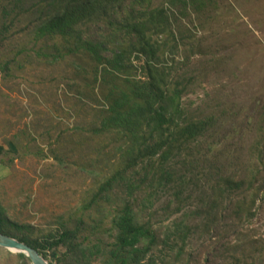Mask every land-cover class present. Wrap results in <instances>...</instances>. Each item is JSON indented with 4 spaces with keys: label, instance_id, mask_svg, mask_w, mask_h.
<instances>
[{
    "label": "rangeland",
    "instance_id": "rangeland-1",
    "mask_svg": "<svg viewBox=\"0 0 264 264\" xmlns=\"http://www.w3.org/2000/svg\"><path fill=\"white\" fill-rule=\"evenodd\" d=\"M196 1L182 13L172 9V28L182 40L161 61L185 86L187 119L208 126L172 159L168 186L145 185L132 201L159 239L180 220L192 228L182 264H264L257 244L264 243V0ZM165 3L151 0V7ZM85 31L92 40L109 33L103 24ZM15 47L2 48L0 60ZM69 75L67 62L35 57H19L7 75L0 73V225L18 238L44 239L79 222L102 223L105 230L126 197L115 189L109 202L88 205L125 159L118 138L98 132L101 103L78 93ZM253 175L262 191L248 220L239 207L249 193L230 191L225 182ZM251 242L257 243L249 249ZM16 255L0 248V264H20Z\"/></svg>",
    "mask_w": 264,
    "mask_h": 264
},
{
    "label": "trees",
    "instance_id": "trees-1",
    "mask_svg": "<svg viewBox=\"0 0 264 264\" xmlns=\"http://www.w3.org/2000/svg\"><path fill=\"white\" fill-rule=\"evenodd\" d=\"M26 1L0 0V50L16 45L11 58L0 60V73L7 75L19 57L67 62V79L78 93L101 103L98 132L114 134L125 159L122 168L100 184L88 205L109 202L115 189L124 190L126 197L113 208L105 230L102 223L79 222L73 229L62 228L34 241L15 237L1 225L0 233L27 244L53 264H182L192 228L180 220L159 239L150 220L139 219L132 196L145 185L168 186L173 179L172 159L207 129L206 121L187 119L181 106L185 86L172 78L173 68L161 61L182 40L172 28V9L182 13L198 1L167 0L155 8L151 0H33L30 6ZM89 24H103L108 35L92 40L85 31ZM23 37L28 39L21 42ZM137 61L143 64L137 67ZM137 71L142 76L137 77ZM138 167L142 174L136 172ZM135 174L141 177L138 181ZM255 181L253 175L225 182L230 191L249 193L247 205L239 207L248 220L255 217L253 207L262 191ZM152 195L153 191L146 196V203ZM175 197L181 201L179 191ZM3 215L0 209V218ZM257 244L264 248V243ZM16 257L20 264H30L24 255Z\"/></svg>",
    "mask_w": 264,
    "mask_h": 264
},
{
    "label": "water",
    "instance_id": "water-1",
    "mask_svg": "<svg viewBox=\"0 0 264 264\" xmlns=\"http://www.w3.org/2000/svg\"><path fill=\"white\" fill-rule=\"evenodd\" d=\"M0 248L24 255L31 264H49L36 250L19 240L0 233Z\"/></svg>",
    "mask_w": 264,
    "mask_h": 264
}]
</instances>
